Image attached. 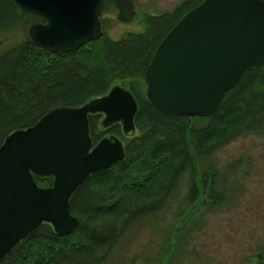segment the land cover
I'll return each mask as SVG.
<instances>
[{"label": "trees", "instance_id": "obj_1", "mask_svg": "<svg viewBox=\"0 0 264 264\" xmlns=\"http://www.w3.org/2000/svg\"><path fill=\"white\" fill-rule=\"evenodd\" d=\"M135 1L103 0L102 8L114 9L117 20L128 24L135 19ZM203 1L180 0L170 11L146 15L144 31L121 40H110L102 32L76 51L54 54L34 45L27 35L0 53V148L6 137L34 126L49 111L79 108L116 85L129 90L138 104L132 135L124 136L119 123L102 128L100 114L87 116L93 145L105 136L117 137L125 157L90 175L71 194L70 214L78 219L75 229L59 236L43 222L0 264H104L131 226L162 212L184 175L188 205L196 203L208 175L209 198L214 203L221 200L216 173L199 174L197 166L237 137L264 128V63L246 71L212 115L169 113L156 108L143 90L157 47ZM34 23L44 21L20 11L13 0H0V35ZM49 55L55 63H48ZM34 181L49 188L53 177L34 175ZM259 258L255 264L263 263L264 257Z\"/></svg>", "mask_w": 264, "mask_h": 264}, {"label": "water", "instance_id": "obj_2", "mask_svg": "<svg viewBox=\"0 0 264 264\" xmlns=\"http://www.w3.org/2000/svg\"><path fill=\"white\" fill-rule=\"evenodd\" d=\"M13 2L43 19L29 25L28 38L50 53L76 51L103 32V0ZM262 63L264 0H204L157 47L146 70V96L169 113L212 115L241 76ZM137 108L133 94L116 85L103 97L51 110L34 126L6 137L0 148V261L43 222L59 236L75 229L71 194L90 175L125 157L117 137L93 145L87 116L102 115L104 129L119 123L127 136L135 132ZM34 175L53 177L52 187H38Z\"/></svg>", "mask_w": 264, "mask_h": 264}, {"label": "rangeland", "instance_id": "obj_3", "mask_svg": "<svg viewBox=\"0 0 264 264\" xmlns=\"http://www.w3.org/2000/svg\"><path fill=\"white\" fill-rule=\"evenodd\" d=\"M179 1L136 0L135 19L128 24L117 20L114 9L102 8L99 21L110 40H121L142 33L146 15L170 11ZM27 35L24 26L2 32L0 53ZM47 59L55 63L54 56ZM197 168L199 174L216 173L221 200L209 198L208 175L196 203L188 205L184 175L162 212L131 226L104 264H255L264 257V128L237 137Z\"/></svg>", "mask_w": 264, "mask_h": 264}]
</instances>
